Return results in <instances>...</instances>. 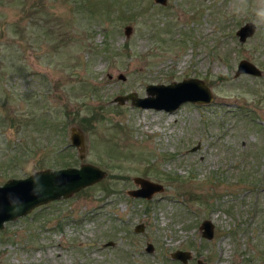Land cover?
<instances>
[{
    "label": "rangeland",
    "instance_id": "374dc122",
    "mask_svg": "<svg viewBox=\"0 0 264 264\" xmlns=\"http://www.w3.org/2000/svg\"><path fill=\"white\" fill-rule=\"evenodd\" d=\"M262 14L264 0H0V184L82 162L104 170L5 222L0 264H264ZM247 21L256 30L240 41ZM241 59L262 73L235 75ZM185 77L211 101L165 111L114 99ZM135 176L164 189L133 197Z\"/></svg>",
    "mask_w": 264,
    "mask_h": 264
},
{
    "label": "water",
    "instance_id": "95a60500",
    "mask_svg": "<svg viewBox=\"0 0 264 264\" xmlns=\"http://www.w3.org/2000/svg\"><path fill=\"white\" fill-rule=\"evenodd\" d=\"M160 4H166L167 0H155ZM131 25L124 28L125 34L131 31ZM256 25L252 21L242 24L236 34L240 41L253 35ZM250 73L260 75L261 69L247 59H241L237 63L235 75ZM147 95L138 96L136 92L115 96V100L123 103L130 99L132 104L142 107H152L173 111L186 101L194 103H207L211 101L213 94L206 82L197 77H185L179 81L169 83H149L146 86ZM70 142L79 151V157L84 156L85 134L75 125L70 127ZM197 146L192 147L195 149ZM104 175V170L95 164L82 162L79 166H63L58 168H43L24 177H10L0 184V228L5 222L12 221L29 213L35 207L60 197H68L72 193L91 185ZM136 187L128 189L127 193L133 197L151 198L156 192L162 191L164 186L156 181L143 176L133 177ZM144 223L135 225V231H142ZM202 236L210 239L214 235V223L205 218L199 225ZM108 241L107 244H112ZM145 249L153 251L152 242H147ZM171 257L187 263L192 257L190 250L177 248L170 253ZM197 264H203L199 259Z\"/></svg>",
    "mask_w": 264,
    "mask_h": 264
},
{
    "label": "flooded vegetation",
    "instance_id": "af4514ba",
    "mask_svg": "<svg viewBox=\"0 0 264 264\" xmlns=\"http://www.w3.org/2000/svg\"><path fill=\"white\" fill-rule=\"evenodd\" d=\"M261 73H262V70H261Z\"/></svg>",
    "mask_w": 264,
    "mask_h": 264
},
{
    "label": "clouds",
    "instance_id": "9594fccd",
    "mask_svg": "<svg viewBox=\"0 0 264 264\" xmlns=\"http://www.w3.org/2000/svg\"><path fill=\"white\" fill-rule=\"evenodd\" d=\"M262 15H264V14H262Z\"/></svg>",
    "mask_w": 264,
    "mask_h": 264
}]
</instances>
